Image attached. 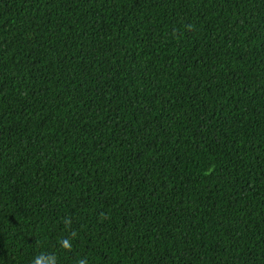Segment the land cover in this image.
I'll use <instances>...</instances> for the list:
<instances>
[{
  "label": "trees",
  "instance_id": "1",
  "mask_svg": "<svg viewBox=\"0 0 264 264\" xmlns=\"http://www.w3.org/2000/svg\"><path fill=\"white\" fill-rule=\"evenodd\" d=\"M40 256L264 264V0H0V264Z\"/></svg>",
  "mask_w": 264,
  "mask_h": 264
},
{
  "label": "clouds",
  "instance_id": "2",
  "mask_svg": "<svg viewBox=\"0 0 264 264\" xmlns=\"http://www.w3.org/2000/svg\"><path fill=\"white\" fill-rule=\"evenodd\" d=\"M65 246H67V241L63 242ZM34 264H55V258L54 257H44L40 256L37 257L36 260L34 261ZM80 264H85L83 260L80 261Z\"/></svg>",
  "mask_w": 264,
  "mask_h": 264
}]
</instances>
